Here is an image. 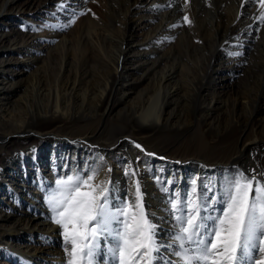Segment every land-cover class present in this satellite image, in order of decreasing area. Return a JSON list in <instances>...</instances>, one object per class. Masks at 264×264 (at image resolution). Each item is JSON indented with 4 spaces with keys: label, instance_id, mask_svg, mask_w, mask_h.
Returning a JSON list of instances; mask_svg holds the SVG:
<instances>
[{
    "label": "bare ground",
    "instance_id": "1",
    "mask_svg": "<svg viewBox=\"0 0 264 264\" xmlns=\"http://www.w3.org/2000/svg\"><path fill=\"white\" fill-rule=\"evenodd\" d=\"M36 11L43 34L13 25ZM262 13L260 0H0V264H67L47 196L93 172L113 210L134 204L139 184L163 245L152 264H179L167 245L193 187L210 231L233 180L264 181ZM123 227L101 237L94 264H119Z\"/></svg>",
    "mask_w": 264,
    "mask_h": 264
},
{
    "label": "snow or ice",
    "instance_id": "2",
    "mask_svg": "<svg viewBox=\"0 0 264 264\" xmlns=\"http://www.w3.org/2000/svg\"><path fill=\"white\" fill-rule=\"evenodd\" d=\"M260 7L264 8V0H260ZM259 19L264 22V13ZM184 20L190 23L187 16ZM95 175L57 179L55 189L47 196L52 219L62 228L67 264H94L101 237L111 234L114 221L124 226L122 232H116L119 264H152L154 253H159L163 245L157 243L155 225L144 212L139 184L136 202L113 210L109 188L93 184ZM193 197L186 207V219L177 217L181 227L167 245L179 264H240V257L250 249L259 253L253 264H264V181L243 174L233 180L225 210L215 218L210 231L201 216L195 187ZM172 208L179 210L178 203Z\"/></svg>",
    "mask_w": 264,
    "mask_h": 264
},
{
    "label": "rangeland",
    "instance_id": "3",
    "mask_svg": "<svg viewBox=\"0 0 264 264\" xmlns=\"http://www.w3.org/2000/svg\"><path fill=\"white\" fill-rule=\"evenodd\" d=\"M65 12L68 13V9H66ZM35 13H37V14L33 15L30 19L22 20L21 22H18V24H17V21H16V23H14L13 25L14 26H18V28H21L22 27V29L26 26L27 27V30L30 31V32H32V33L43 34V30H44V28H45V26H46V24L48 22L46 21L45 16L40 11H36ZM79 14H82V13H79L78 11H75V15L77 17L79 16ZM68 17H69V15H68ZM14 26H11V27H14ZM64 27H65L64 33L69 32L71 29H73V25H72L70 19H68L66 21V23L64 24ZM51 38L53 40L52 43H51V45H54L55 43H57V39L54 36V34L51 35ZM55 39H56V41H55ZM6 55H7L6 52L1 53L0 59H2V60L3 59H7L8 57ZM21 66H28V65L27 64H24V65L22 64V65H20V67ZM30 71H31V67L24 68V70H22L20 73H17V75H16V82L20 80L19 82L24 83L25 82V78L29 75L28 73ZM230 72H233V75H231V77H229V81L228 82H232V84L238 83L241 71L240 70H229V73ZM34 137L36 138V140L39 138L38 135H35ZM133 145H134V147L137 150H141L140 148H137L135 146L136 144H133ZM1 153H2V151L0 150V154ZM154 155L156 156V155H158V153H154ZM3 161L4 160H3V153H2V156L0 157V164ZM158 163H161V162H158ZM24 190H25V187H24ZM26 196H27V194H26ZM26 196H24L22 199H24ZM15 206H16V204H15ZM19 209H20L19 212H24V210H22L21 208H19ZM40 213L43 216L45 215V212L42 211V210H40ZM37 235L45 236V234H42L40 232H38ZM28 236H29V234H27V237H26L27 240H29V237ZM23 239L25 240V237ZM34 242H36V246H40V243L42 241L39 238H37ZM50 246H51L52 249H59L61 247V239H60V237L55 238ZM48 251H49V249H48ZM51 256L53 257V255H51ZM20 264H21V262H20Z\"/></svg>",
    "mask_w": 264,
    "mask_h": 264
}]
</instances>
